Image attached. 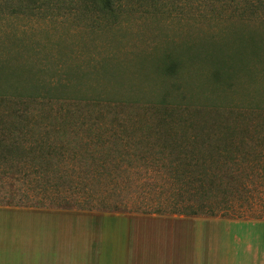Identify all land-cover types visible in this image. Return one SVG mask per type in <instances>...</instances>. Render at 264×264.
Segmentation results:
<instances>
[{
    "label": "rangeland",
    "instance_id": "1",
    "mask_svg": "<svg viewBox=\"0 0 264 264\" xmlns=\"http://www.w3.org/2000/svg\"><path fill=\"white\" fill-rule=\"evenodd\" d=\"M170 63L176 64L174 72H168ZM222 65L237 69L238 75L216 88L211 74L214 67ZM247 71L251 78L245 77ZM17 99L30 102L32 113L48 110L39 103L51 102L57 111L59 103L101 101L113 108H82L78 112L102 115L106 126L122 119L150 123L155 117L153 109L162 102L168 108L198 112L199 116H210L215 108L225 113L233 108L244 112L247 106L264 111V0H115L105 11L93 0H0V100ZM5 109L0 106V112ZM260 111L254 117L264 119ZM131 167L115 179L137 186H160L152 192L149 189L147 197L154 204L168 198L165 186L172 178L145 171L139 163ZM49 211L88 214L107 221L144 216L97 210ZM31 220L23 222L25 231L8 232L9 244L19 238L16 241L24 248L8 251L6 264H64L63 260L71 264L73 249L66 259L57 245L48 248L41 259L33 254ZM114 225L115 231L105 221L99 231L107 230L116 241L114 249L104 244L103 248L113 251L106 257L113 253L116 261H122L126 250L121 234L126 224ZM246 229L243 223L231 226L236 232ZM98 252L100 242L94 243L91 255L87 250L90 264H95Z\"/></svg>",
    "mask_w": 264,
    "mask_h": 264
},
{
    "label": "trees",
    "instance_id": "2",
    "mask_svg": "<svg viewBox=\"0 0 264 264\" xmlns=\"http://www.w3.org/2000/svg\"><path fill=\"white\" fill-rule=\"evenodd\" d=\"M93 1L103 11L115 2ZM176 68L170 63L168 72ZM213 69L216 88L238 75L231 66ZM29 104L0 100L2 208L264 220V119L254 117L262 108H215L199 116L162 102L150 123L122 119L106 126L102 115L78 112L113 108L101 101L59 103L57 111L39 103L48 110L36 113ZM133 163L172 178L166 200L147 197L161 188L156 184L115 179Z\"/></svg>",
    "mask_w": 264,
    "mask_h": 264
},
{
    "label": "crops",
    "instance_id": "3",
    "mask_svg": "<svg viewBox=\"0 0 264 264\" xmlns=\"http://www.w3.org/2000/svg\"><path fill=\"white\" fill-rule=\"evenodd\" d=\"M86 215L0 207V264H6L8 251L20 252L24 248L16 241L19 238L9 244L8 232L19 228L25 231L27 224L23 222L27 218L32 219L30 234L31 239H35L30 249L39 259L45 256L48 248L57 245L64 259L70 257L71 249L75 250L71 264H90L86 252L89 250L91 255L94 243L100 242L95 264H264V221L157 216L107 221ZM105 221L113 229L114 224L119 227L126 224L121 234L126 250V259L122 261H116L113 253L106 257L113 252L111 249L116 241L107 230L99 231ZM242 223L248 227L246 231L231 230L233 224ZM104 244L112 248H103ZM42 250H45L43 255ZM63 263L69 264L64 260Z\"/></svg>",
    "mask_w": 264,
    "mask_h": 264
}]
</instances>
